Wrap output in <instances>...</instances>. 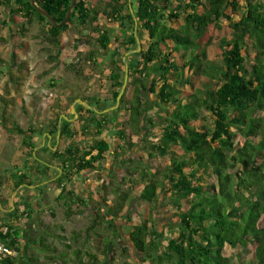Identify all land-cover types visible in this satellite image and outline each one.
Returning <instances> with one entry per match:
<instances>
[{
    "label": "trees",
    "instance_id": "16d2710c",
    "mask_svg": "<svg viewBox=\"0 0 264 264\" xmlns=\"http://www.w3.org/2000/svg\"><path fill=\"white\" fill-rule=\"evenodd\" d=\"M34 1L59 23L71 0ZM136 1V22L130 3L123 0H108L102 10H92L87 0H76L70 18L58 27L49 24L29 0H0V7L9 9L21 34L27 31L28 24L45 23L40 36L48 44L58 46L62 33L76 20L79 26L92 27L98 34L96 45L106 51L112 39L103 24L98 23L103 19L108 24L119 22L121 29L130 25L131 33L124 44L126 52L132 51L131 46L137 49L136 36L141 47L125 59L129 68L127 101L123 94L117 103L124 80L119 82L112 69L110 97L95 101L82 97L85 105L76 103L74 107L79 117L74 122L57 118L48 132L52 137L51 164L61 170L55 181L60 188L55 201L62 207L66 221L86 210L90 226L72 231L69 239L76 246L66 245L59 251L53 241L65 238L54 233L63 228L32 219L35 208L48 200L41 198L44 187L35 189L38 196H30L24 186L27 195L21 199L23 214L34 227L30 222L23 230L13 224L4 225L7 232L0 233V238L16 256L0 264H113L119 222L125 216L130 221V214L124 209L133 199L143 201L149 212L128 234L136 252L134 261L121 260V264H264V0ZM239 8L241 16L236 18ZM222 25L227 26V35L214 39L209 32L220 31ZM88 51V58L92 59L95 52L92 48ZM10 59L16 68L24 67L14 50ZM68 68L74 71V65L69 64ZM75 74L79 75L77 71ZM211 82L218 86L204 88ZM150 95L163 111L160 136L154 138L155 143L145 142L142 130L144 121L149 119L146 98ZM121 106L127 119L118 123ZM83 115L88 119L86 127L94 131L98 140L88 148L74 143L60 151L59 146L56 148V133L64 140L74 139L80 133L73 124L81 122ZM107 125L116 127L115 148H111L110 139L101 137ZM35 135V130L24 132L26 161L22 166L14 165L9 172L14 190L29 185L31 171L44 174L49 170L33 155ZM141 144L151 149L148 158L156 160L169 155V160L159 173L146 176L135 192L121 188L126 183L124 178L118 182L111 176V181L100 187L105 208L93 206L89 194L84 196L68 189L73 175L97 172L103 161L130 155L131 149L140 148ZM30 161L38 165L30 167ZM123 161L125 165L133 162ZM161 197L164 205L173 209L171 217L176 225L168 228L171 236L165 246L158 238L163 231H158L156 221ZM14 206L15 215V202ZM109 206L114 208V215ZM22 233L27 240L26 261L20 260ZM93 239L101 241L98 252L87 246V241Z\"/></svg>",
    "mask_w": 264,
    "mask_h": 264
},
{
    "label": "rangeland",
    "instance_id": "374dc122",
    "mask_svg": "<svg viewBox=\"0 0 264 264\" xmlns=\"http://www.w3.org/2000/svg\"><path fill=\"white\" fill-rule=\"evenodd\" d=\"M107 1L88 0L87 3L92 10H102ZM123 2L130 3L132 11L136 10V0H123ZM240 16L241 11L238 12L236 18ZM12 19V16L9 14V9L7 7H0V116L3 119L0 122V174L3 183L6 181L5 173L13 171L14 163L22 165L26 157L23 146L24 132L30 129L39 130L38 132L42 133L44 130L52 129L60 112L66 111L68 113L71 110V105L73 103L75 105L76 103H80L82 97H86L89 101L105 100L110 97L112 90L111 81L109 80L111 70H116L113 74L119 82L122 79L124 80L125 75L123 76L122 73H125L123 58L126 59L130 54L136 53V49L134 50L133 46H131V52H126V46H124L131 33L128 23L125 24L124 29H121L118 27L119 22L113 21L108 24L103 19L98 21L101 25L103 24L106 33L112 39L108 49L103 51L96 45L95 40L98 38V34L93 31L92 27L90 25L79 26L76 20L62 33L60 44L54 46L44 42L43 36H40L41 29L46 28L45 23L37 24L34 22L28 24L26 25L27 31L21 34ZM183 19L184 16L182 14L180 18L181 23ZM209 33L214 39H218L220 36L227 35L228 28L226 25H222L220 31L218 29H212ZM87 38L89 39L87 40ZM90 48L95 52L92 59L88 58V50ZM13 50L17 58L24 62L22 69L16 68L11 62L10 53ZM69 64L74 65V71L68 68ZM75 71L79 75H76ZM128 82L127 75L126 84L124 85L123 83L124 89L122 93V95L125 94V101L129 99V90H127ZM216 84L211 82L209 85L204 86V88L215 89L218 86ZM123 85H121L120 91ZM146 99L149 102L148 118H151L154 123L151 120L149 121V119L144 121L142 128L145 133L144 141L155 143L154 138L156 136L159 138L160 136V126L162 124L160 115L163 111L157 107V101L154 96L151 97L150 95ZM82 104L85 105V102ZM106 112L108 111L103 113ZM70 115H76L75 120L79 117V113L76 111L73 113L70 112ZM118 115V123L119 121L127 119V114L123 106H121ZM87 122V116L83 115L81 122L75 125L80 133L76 137L77 139L63 141L59 135V141L62 140L59 143L67 146L78 142V144L85 148L94 144L98 140V137L95 136L94 131L90 127H86L88 125ZM113 128L114 130L116 129L114 126ZM104 130L105 132L101 137H104L106 140L110 139L109 143L111 148H115V145H117V137L114 135V130L109 125L105 126ZM37 139L36 137V144L40 142V139L39 141ZM142 145L140 148L131 149L130 155H128L133 157L131 164L125 165L123 163L122 160L125 156L115 161H111L110 159L103 161L99 171L90 174L91 179L87 184L88 189H85L86 184L83 177L78 176L73 179L75 192L84 196L89 194L87 197L93 206L98 205L105 208L107 207L102 203L101 196H99V193L101 194L102 192L100 187L111 181V176L115 177L118 182L121 178H124L126 183L125 185H120L121 188L128 192H135L146 176L159 173L169 160V155L163 159L158 158L152 160L148 158V152L151 149L149 146L145 147V145ZM52 173L54 174V172H51L49 175L50 178L54 176ZM35 180L37 178L32 179V181ZM47 183L49 184L45 192L50 200V204L48 208L43 209L44 213H41V219L39 218V221L41 224L59 225L63 228L62 230L56 229L54 233L65 238V240L56 238L53 241V244L59 251L65 249L66 245L75 247L76 245H72L69 239L70 234L72 231L86 230L90 226V215H88L86 210L76 212L75 215L66 221L62 207L54 200L58 194L57 185L55 181H48ZM89 189L91 190L89 191ZM110 198L112 200L111 196ZM162 201L163 199L161 197L156 211V221L159 225L158 231H163L162 236H158V238L163 241L162 243L165 246L171 236L168 228L173 229L176 225H174L175 221L171 217L173 209L170 205L165 206ZM141 202L143 201L137 199H133L129 203L127 202L124 213L125 211L129 212L130 221H128L126 216L121 220L118 218L120 220L118 227L120 236L116 242L118 248L115 250L116 255L113 264H121V260L134 261L136 257V252L128 240V234L137 224H140L141 220L148 217V207ZM109 209L111 215H114V208L109 206ZM25 222L27 223V221ZM25 222L23 224H26ZM100 244L101 241L99 239L87 241V246L92 252H98ZM122 248H126L127 251L121 252L120 249ZM36 252L40 254L39 250ZM67 254L69 255L68 252ZM20 260L25 261L22 258ZM51 264L60 263L53 261Z\"/></svg>",
    "mask_w": 264,
    "mask_h": 264
},
{
    "label": "crops",
    "instance_id": "0c3cea01",
    "mask_svg": "<svg viewBox=\"0 0 264 264\" xmlns=\"http://www.w3.org/2000/svg\"><path fill=\"white\" fill-rule=\"evenodd\" d=\"M89 7H90V5H89ZM239 11H241L240 8H239ZM238 12H237V14H238ZM235 16H237V15H235ZM70 112H71V110H69L68 113L66 111H62V112H60V114L58 115L57 118L59 120L65 118L66 120H69L70 122H72V121L74 122L75 118H76V115L75 116H71L70 115L72 118L68 119ZM75 125L76 124H73V127H75ZM50 130H52V129H50ZM50 130H44L42 132V134H40L38 132L39 130H35L36 131V135L34 136V138L32 140V142L36 144V141H35L36 137L38 138L37 139L38 141L40 139V142H38V144H36V147L34 149L33 155H36V158H37V161H38L39 164H41V165L47 164V166H49V170L48 171H46L44 174H38L35 171H31V173L29 174L30 178L27 181L29 183V185H22V186H20L19 188L15 189V190L13 189V180L11 179V177H9L10 173H8V172L5 173L6 181L4 183L2 181V176H1V185H0V226H2L3 224H5V225H12L13 224V225L17 226L20 230H23L25 228L26 224L31 221V220L27 219L26 214H23L24 206L21 204V199L23 197L25 198V196L27 195V192L23 191V187L24 186L27 187L30 190L29 191V195L30 196L33 195L34 193H36V196H38V191L35 190V189L38 188V187L44 186V191H43V195H41V198L43 199L45 197V198L48 199L47 202L44 201V203L40 204L39 208H35V213L32 215L33 216L32 219L35 218L37 220V222H40L39 218H40L41 213H44L43 209L48 208V206L50 204L49 203L50 200H49V198H48V196H47V194L45 192L46 188H47V186L49 184L47 182L48 181H51V182L56 181L57 178L61 174V170L56 165H54V163L51 164V157L49 155V149H50L49 148V144L52 141V137L49 136V133H48ZM112 130H114V128H112ZM55 139L57 141L56 142V144H57L56 148L59 146L58 148L60 149V151H63L65 145L59 143V142L62 141V140L59 141V132L56 133ZM76 139L77 138L75 137L74 139H69V140H76ZM63 141H64V139H63ZM74 143H78V142H74ZM112 144H113V142H112ZM44 147H46V148H44ZM53 150H55V148ZM127 156H128V154L125 156V158L122 156L121 159L124 158L123 160L126 159V161L128 159L132 160L133 157H127ZM141 159H143V158H141ZM24 161H26V158H24L23 163H24ZM23 163H22V165H23ZM31 163L29 165L30 167H36L38 165L37 162L32 163V164ZM14 165H18V164L14 163L13 166ZM22 165H19V166H22ZM51 172H54V174L52 173V175H54L52 178H50V176H49L51 174ZM90 174H92V173H83V174L79 173V174L73 175L72 176V182L68 183V189H71V190L75 191L74 188H73V185H74V180L73 179H75L78 176L83 177L85 179V184H86L85 189H88V185L87 184L90 182V179H91L90 178L91 177ZM36 178H37V180L32 181V179H36ZM4 184H6V185H4ZM55 184H56V182H55ZM57 189H58V194H59L60 188L58 187V185H57ZM90 190L91 189H89V191ZM55 198H54V200H55ZM14 202L17 205L16 206L17 207V211H16L15 215L13 214V210L15 209ZM25 221H27V223ZM24 222L26 224H23ZM30 223H31V226L34 227V224L32 222H30ZM26 241L27 240H26L25 234L22 233L21 239H20L21 248H22L21 258L24 259L25 261H26V257L25 256L27 255L26 254ZM41 263H43V262H41ZM31 264H33V263H31ZM37 264H39V262H37Z\"/></svg>",
    "mask_w": 264,
    "mask_h": 264
},
{
    "label": "water",
    "instance_id": "95a60500",
    "mask_svg": "<svg viewBox=\"0 0 264 264\" xmlns=\"http://www.w3.org/2000/svg\"><path fill=\"white\" fill-rule=\"evenodd\" d=\"M30 1V5L35 9V10H37L43 17H45L46 19H47V21L49 22V24H51L52 26H62L63 24H65L67 21H68V19L70 18V16H71V13H72V10H73V8L75 7V5H76V0H71L70 1V5H69V7H68V9H67V11H66V13H65V16H64V18L59 22V23H56L53 19H52V17H50L49 16V14L45 11V10H43L42 8H40V7H38L37 5H36V3H35V1L34 0H29ZM129 9H130V13L132 14V16H133V18H134V21H135V16H134V13H133V11H132V9H131V5L129 4ZM136 22V21H135ZM135 29H136V24H135ZM136 38V42H137V49L135 50V52H138L139 50H140V43H139V39H138V37L136 36L135 37ZM123 63H124V65H125V76H124V85L126 84V81H127V75H128V66H127V63H126V61H125V58H123ZM124 85H123V87H122V90L119 92V94H118V96H117V103H118V101H119V99H120V97H121V95H122V93H123V89H124ZM78 101V100H77ZM80 103H83L82 101H80ZM74 105H75V103H73L72 105H71V112L73 113L74 111H75V109H74Z\"/></svg>",
    "mask_w": 264,
    "mask_h": 264
},
{
    "label": "built area",
    "instance_id": "2783aa9c",
    "mask_svg": "<svg viewBox=\"0 0 264 264\" xmlns=\"http://www.w3.org/2000/svg\"><path fill=\"white\" fill-rule=\"evenodd\" d=\"M7 232V227L3 226L0 228V233L5 235ZM16 256V252L9 247L6 243L0 238V261L13 258Z\"/></svg>",
    "mask_w": 264,
    "mask_h": 264
}]
</instances>
